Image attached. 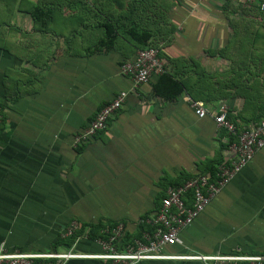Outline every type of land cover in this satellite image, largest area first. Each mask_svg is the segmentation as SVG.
Here are the masks:
<instances>
[{"label": "crops", "instance_id": "1", "mask_svg": "<svg viewBox=\"0 0 264 264\" xmlns=\"http://www.w3.org/2000/svg\"><path fill=\"white\" fill-rule=\"evenodd\" d=\"M68 1L0 0V247L8 252L99 254L84 237L52 250L70 221H124L137 235L169 185L227 158L231 136L213 120L221 105L239 129L264 119V13L256 4L75 0L81 7L72 9ZM38 3L53 7L44 30L29 14ZM133 27L152 33L165 71L184 85L176 99L154 94L160 75L134 86L120 73L139 50L128 36ZM107 34L110 45L102 44ZM120 92L127 97L107 129L72 148ZM189 97L206 117H196ZM165 251L264 256V147Z\"/></svg>", "mask_w": 264, "mask_h": 264}, {"label": "built area", "instance_id": "2", "mask_svg": "<svg viewBox=\"0 0 264 264\" xmlns=\"http://www.w3.org/2000/svg\"><path fill=\"white\" fill-rule=\"evenodd\" d=\"M246 4H256L260 13H264V0H238ZM164 72L159 51L154 47L138 50L135 58L121 64L120 73L129 77L134 86L147 84L153 74ZM127 92H120L113 101L104 105L82 132L72 139L71 147L77 148L88 142L97 132L104 131L108 121L123 106ZM198 119L208 115L200 101L187 98ZM227 108L221 105L213 116L217 127L224 130L235 141L229 145L228 156L216 168L214 178L208 174H199L176 187H168L153 217L142 221L153 230L142 232L141 239L132 245H122L121 239L126 232L123 224L107 228L104 233L107 240H98L101 252L93 255H81L73 252L22 253L8 252L0 247V264H45V260L66 261L69 259H92L109 261L111 264H138L152 260H195L203 264H264L263 255L216 254V255H170L166 248L178 243L179 233L199 216L211 201L231 180L252 161L254 155L264 147V119L258 124L239 129L226 116ZM79 228L77 221L70 222L61 232V238L69 237Z\"/></svg>", "mask_w": 264, "mask_h": 264}, {"label": "trees", "instance_id": "3", "mask_svg": "<svg viewBox=\"0 0 264 264\" xmlns=\"http://www.w3.org/2000/svg\"><path fill=\"white\" fill-rule=\"evenodd\" d=\"M67 4H69V6L72 9H75V8H78V7L80 8L81 7V2L80 1L69 0L67 2ZM52 9H53L52 6H48L46 4L38 3V4L32 5L31 9L29 10V14L32 17V20L36 24L39 25V27H40L41 30L46 29V26L48 25L49 21L52 19V14H53L52 13ZM257 11H258V9H257ZM258 13H260V12L258 11ZM260 14H263V13H260ZM128 36H129L130 40L139 48V50L144 49V48H147V47H154V48H156V45H151V44L148 43L149 40H150V38L152 37V33L150 31H146V30H143L142 31V30L137 29L136 27H133L130 31H128ZM112 43H113L112 38L109 36V34H107L106 35V40H103L102 41V44L110 45ZM163 67H164V65H163ZM183 90H184V85L181 84L179 81L175 80L172 77V75L168 74L165 71V68H164V72L159 76L158 81L153 86V92H154V94L157 97H161L162 99H165V100H174V99H176L181 94H183ZM189 98L191 100H193V101H198L194 97L193 98L192 97H189ZM97 112H96V114H97ZM227 118L230 120L229 117H227ZM0 122H2V120H0ZM79 133H77V134H79ZM77 134H75V135H77ZM230 140H231L230 141V144H231L232 142L235 141V138L233 136H231V139ZM82 145H84V144H82ZM82 145H80L79 147H77L75 149L80 148ZM218 162H216L215 164H213L214 162L207 163V165H209L208 168H207V171H205V172H203L201 174H208L211 178H214L215 173H216L217 165L219 164ZM189 178H191V177L186 178L185 180H183L180 183L171 184L169 186L170 187L179 186V185L183 184ZM160 202H161V200H160ZM77 222L79 223V228L75 232H73V234L71 236L66 237V238H61V236L59 234V237H58L59 239H58V241L55 244L52 245V250L55 251L56 248L58 246H60V245L71 246V245H73L75 243V241L77 239L82 238V237H84L85 239H87V240H89L91 242H94V243H97L98 240H107V235L104 233V230L107 229V228H113V227H115L116 225H118L120 223L125 226V230H126V232L124 233L123 238L121 239L122 245H119V244L117 245V249L118 250H121L126 245H132L133 242H134V240L141 239L142 232H145L146 230H149V231L153 230V229H149L150 227H148L146 225H140L141 227H140V229H138V231L136 233L137 235L131 236L130 235V232H128V230L126 228V223L124 221H116V222H111V221H107V222L105 221V222H103V221H99L95 225L94 224H81L79 221H77ZM100 252H101V249H100Z\"/></svg>", "mask_w": 264, "mask_h": 264}, {"label": "rangeland", "instance_id": "4", "mask_svg": "<svg viewBox=\"0 0 264 264\" xmlns=\"http://www.w3.org/2000/svg\"><path fill=\"white\" fill-rule=\"evenodd\" d=\"M4 10H5V12H7L8 14H10V13H9L10 11H8L9 9H8V6H7V5L5 6V9H4ZM7 13H6V14H7Z\"/></svg>", "mask_w": 264, "mask_h": 264}]
</instances>
